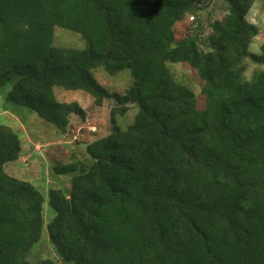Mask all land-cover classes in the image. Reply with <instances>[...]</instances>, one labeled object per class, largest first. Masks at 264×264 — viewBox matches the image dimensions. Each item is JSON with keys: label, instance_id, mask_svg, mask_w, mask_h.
<instances>
[{"label": "trees", "instance_id": "16d2710c", "mask_svg": "<svg viewBox=\"0 0 264 264\" xmlns=\"http://www.w3.org/2000/svg\"><path fill=\"white\" fill-rule=\"evenodd\" d=\"M209 0H0V89L61 133L78 103L55 90L115 101L112 118L132 125L85 144L87 161L54 169L71 189L49 191V239L65 264H264V67L250 46L256 0H226L228 14L204 43L174 41ZM79 34L84 50L54 46L55 29ZM206 47V48H205ZM187 63L205 82L204 110L170 65ZM129 71L124 95L94 79ZM22 156L20 136L0 125V264H32L45 228L44 195L5 167ZM39 264H57L46 260Z\"/></svg>", "mask_w": 264, "mask_h": 264}, {"label": "rangeland", "instance_id": "374dc122", "mask_svg": "<svg viewBox=\"0 0 264 264\" xmlns=\"http://www.w3.org/2000/svg\"><path fill=\"white\" fill-rule=\"evenodd\" d=\"M195 15L189 16L174 37L180 41L189 34H197L199 43H204L213 33V25L223 22L228 14L226 0H209L207 4L199 6ZM248 21L260 32L249 52L260 54L264 43V0H256ZM54 46L63 49L84 50L86 44L81 35L62 28L55 29ZM206 48V47H205ZM246 77L251 79L256 70L264 67L256 65L248 58L246 61ZM171 71L177 79L187 83L194 91L198 110H204L206 97L203 94L205 82L200 78L196 69L187 63L170 65ZM95 81L110 94L124 95L132 86L133 81L129 71H123L115 76L105 73L102 69L92 71ZM11 86L0 89V125L12 128L21 139L22 156L14 163L5 167L6 172L17 179L31 182L44 195L45 228L40 242L31 250L28 260L32 264H39L50 260L57 264H65L50 242L47 225L55 218V211L49 204V191L54 189H71V177L59 176L54 169L73 162L87 161L85 144L102 139L114 131L126 129L132 125L137 109L132 107L124 116L112 118L115 101L107 100L103 106L84 92H69L56 89V98L61 103H78L85 115H72L68 130L61 133L54 126L42 121L37 114L26 108L7 104L6 98Z\"/></svg>", "mask_w": 264, "mask_h": 264}]
</instances>
